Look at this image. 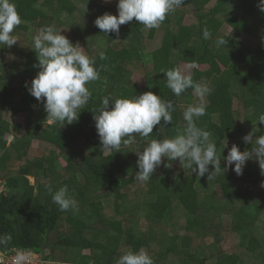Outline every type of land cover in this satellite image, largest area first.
Wrapping results in <instances>:
<instances>
[{
  "label": "trees",
  "instance_id": "trees-1",
  "mask_svg": "<svg viewBox=\"0 0 264 264\" xmlns=\"http://www.w3.org/2000/svg\"><path fill=\"white\" fill-rule=\"evenodd\" d=\"M13 2L22 20L12 33L18 40L11 48L0 45V131L13 137L0 156V181H5L0 190V235L10 234L12 241L0 250L28 249L55 264H116L125 251L140 249L153 264H264V175L255 159L246 162L242 175L229 167L208 180L207 173L199 177L182 168L179 159L166 168L168 161L162 158L148 181L134 179L139 170L135 151L151 139L174 137L185 125V108L199 102L192 89L174 96L161 69L181 64L208 67L192 74L194 81L212 89L203 100L206 114L196 123L211 133L222 167L233 144L241 151L251 149L244 135L264 134V124L257 121L264 114L260 0H184L147 35L133 20L120 26L118 36L102 33L94 24L106 12L118 15V0ZM189 14L196 18L192 25L185 24ZM45 26L62 28L63 35L95 58L99 71L100 78L86 85L92 93L89 103L70 125L49 122L43 103L28 91L39 71L34 67L31 30ZM225 27L231 29L229 34L223 32ZM205 28L208 39L203 37ZM159 32L162 40L149 52L147 42ZM220 36L229 39L228 45H217ZM101 52L105 59H100ZM135 71L145 77L143 89L132 82ZM147 91L173 101L172 122L155 126L147 139L137 135L133 145L107 154L92 110L105 96L111 102ZM16 109L29 114L24 126L3 118L6 110ZM35 141L52 144L53 158H30ZM60 158L66 165L52 169ZM210 183L219 190L207 192ZM48 185L52 193L66 185L78 210H59Z\"/></svg>",
  "mask_w": 264,
  "mask_h": 264
},
{
  "label": "clouds",
  "instance_id": "clouds-1",
  "mask_svg": "<svg viewBox=\"0 0 264 264\" xmlns=\"http://www.w3.org/2000/svg\"><path fill=\"white\" fill-rule=\"evenodd\" d=\"M184 0H118V15L104 13L98 16L94 24L102 33L120 32V26L133 20L145 29H158L166 17L175 12ZM259 8L264 12V0H260ZM21 17L13 0H0V45L11 48L17 43L13 35L14 29L21 24ZM62 29V28H61ZM61 29L45 26L34 35L32 47L36 53L39 71L28 88L29 93L44 105L49 122L72 124L79 119V113L89 103L92 93L86 86L100 78L95 67V58L88 56L79 43L73 44ZM203 37L210 38L207 28ZM229 39L224 36L217 38L218 46L228 45ZM100 59H105L100 53ZM166 79V87L174 96L179 97L188 89L199 102L188 105L183 111L185 125L177 129L172 138L151 139L143 150H136L138 171L137 181L146 182L156 172L158 166L168 161L164 167L171 168L172 161L179 159L182 168L191 169L199 177L207 173L208 180L231 167L239 176L250 159H255L264 175V134L255 135L252 131L243 136V141L252 145L250 150L241 151L233 144L223 159L217 154V144L210 140L211 133L197 126L196 121L206 114L205 96L212 91L206 83L194 81L192 76L179 67L161 69ZM111 105V108H109ZM175 110L172 100L147 91L132 98L117 97L110 102L105 96L98 109L92 110L95 127L102 148L106 152H118L122 147L136 143V136L147 139L155 126L159 129L172 122V112ZM163 120V124H161ZM241 120V119H240ZM243 121V120H241ZM258 122L264 124V114L259 115ZM227 147V142L223 148ZM209 165L213 170H209ZM52 193L51 186H47ZM264 187V181L261 182ZM52 201L61 211H77V200L69 195L68 187L62 186L52 193ZM12 241L10 234L0 235V245H8ZM32 254L28 249L16 250L12 264H29ZM116 264H153L152 258L144 250H128L121 254Z\"/></svg>",
  "mask_w": 264,
  "mask_h": 264
},
{
  "label": "rangeland",
  "instance_id": "rangeland-1",
  "mask_svg": "<svg viewBox=\"0 0 264 264\" xmlns=\"http://www.w3.org/2000/svg\"><path fill=\"white\" fill-rule=\"evenodd\" d=\"M214 4L215 3H212L210 5V7H213ZM195 22H196V18H195V16L193 14H189L186 17V19H185V24L186 25H192ZM230 30H231L230 28L225 27L223 29V32L226 33V34H229ZM38 31H39V29H37V30L32 29L31 30V36H30L31 41H33V37H34V35H36L38 33ZM148 32H149V29H146L145 30V34L147 35ZM162 34H163L162 32H159L158 36H157V38L155 40H153V41L149 40L147 42V49H148L149 52L153 51L154 49H156L159 46V44H160V42L162 40ZM84 51H85V49H84ZM85 53H86V51H85ZM196 68H199L200 70L208 69L207 66L195 67V66H192V65H189V64H181V67H180V69L183 72H186V73L190 74L191 76L193 74L194 69H196ZM132 82L135 83L136 85H138L141 89H143L144 84H145V77H144L143 73H141L140 71H137V72L135 71L133 76H132ZM14 111L6 110L4 112L3 118L6 121H8L9 123H11V124L18 123V124H21V125L24 126L26 124V122H27L29 114L27 112L19 111L17 109L14 110ZM0 135L2 137V139L0 141V156H1L9 148L10 143L13 140V137L11 135L5 133L3 130L0 131ZM54 149H55V147L52 146V144H50L49 142L35 141L33 143L32 148L29 151V157L30 158H33V157H46L48 159H51V158H53L52 150H54ZM109 153L110 152H107V154H109ZM60 165H66V160L64 158H60L59 159V164L58 165L52 164L51 167H52V169L55 170ZM30 180H31L32 183H34V178L33 177H31ZM218 187H219L218 184L210 183V184L207 185L205 190L207 192H212L214 190H219ZM2 189H5V181H3V182L0 181V190H2ZM163 228L164 227L162 226L161 229H163ZM225 249H227L226 246H225ZM49 252H50V250L46 249L45 253L49 254ZM85 252L88 253L89 250H85ZM63 264H65V263H63Z\"/></svg>",
  "mask_w": 264,
  "mask_h": 264
},
{
  "label": "built area",
  "instance_id": "built-area-1",
  "mask_svg": "<svg viewBox=\"0 0 264 264\" xmlns=\"http://www.w3.org/2000/svg\"><path fill=\"white\" fill-rule=\"evenodd\" d=\"M16 248H11L7 250H0V264H12V257L15 254ZM32 257L29 264H55L54 262H50L45 260L43 256L39 253L31 251Z\"/></svg>",
  "mask_w": 264,
  "mask_h": 264
}]
</instances>
